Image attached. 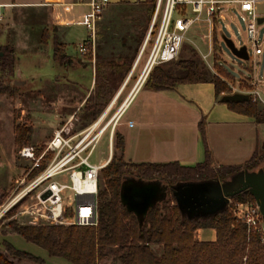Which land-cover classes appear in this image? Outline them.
<instances>
[{
    "label": "trees",
    "instance_id": "trees-1",
    "mask_svg": "<svg viewBox=\"0 0 264 264\" xmlns=\"http://www.w3.org/2000/svg\"><path fill=\"white\" fill-rule=\"evenodd\" d=\"M150 5L148 25L142 31L139 45L144 43L151 25L157 0H146ZM218 19L215 18L213 33L214 68L212 74L207 66L193 55L190 59L173 63L174 67L156 66L149 76L147 85L155 90H164L179 84L212 83L216 98L228 93L227 80H234L223 64L218 50ZM46 31L43 42L48 43ZM223 40V36H221ZM55 57L66 65L72 59L65 53V45L57 37L53 39ZM137 54V53H136ZM174 62V61H173ZM17 54L12 46H0V95L14 96L19 85L6 83L16 73ZM129 63H114L101 79L98 70L96 88L87 99L84 109L96 121L115 97L131 71ZM172 63V62H170ZM230 110L252 118L256 124H264V107L249 102L226 103ZM81 109V110H82ZM204 146V160L195 166L175 163H133L124 159L125 140L117 133L114 155L111 163L102 171L105 189L99 194V223L97 227L32 226L9 221L0 228L2 236H17L48 252L50 257L63 258L73 264H99L105 260L110 249L123 252L122 264H264V240L259 232H248V226L239 221L233 212L238 203L256 199L248 192L232 198L235 204L207 218L191 219L185 215L173 195L172 188L183 183L224 181L245 171L256 172L264 166V148L258 149L243 164L217 166L208 145L205 122L199 124ZM17 147L30 145L34 128L16 124L14 126ZM263 165V166H262ZM258 169V170H257ZM161 181L170 187L167 199L152 208L147 217L140 221L121 201L122 185L128 179ZM11 215L7 214L6 220ZM263 219V217H262ZM264 221V220H263ZM1 225V224H0ZM214 229L216 241H200L199 230ZM162 248L157 254L155 248ZM45 264L44 259L17 249L4 241L0 248V264Z\"/></svg>",
    "mask_w": 264,
    "mask_h": 264
},
{
    "label": "rangeland",
    "instance_id": "rangeland-1",
    "mask_svg": "<svg viewBox=\"0 0 264 264\" xmlns=\"http://www.w3.org/2000/svg\"><path fill=\"white\" fill-rule=\"evenodd\" d=\"M19 1L23 2L24 0ZM165 3L166 0H163L156 24L151 34H149L154 20V11L151 25L144 43L141 45H139V42L141 40L142 31L145 30L149 23L150 5L146 0L110 4L105 9L98 24L95 49L96 58L98 59L97 63L103 61L102 59H105V62L113 60L110 62L120 64L129 63L130 58L134 54H139L141 52L149 57L158 33ZM19 7L20 8L16 9L15 20H13L12 14L10 15L13 9L0 10V45H4L7 41H11L14 43V47H16L17 50L15 77L13 79H7L6 83L12 86L15 82L20 84L14 96L9 94L0 95V139L4 140L5 144H7L8 141L10 142L13 137L14 126L16 124H21L34 128L31 144H35L38 143V141H47L52 130L59 127L63 119H65L64 123L69 120L72 113L77 114L73 119L74 131L83 129L85 124L93 121V118L84 109L80 110V112L79 110L77 111L80 102L87 94L91 84L93 66L91 61L88 60H90L89 56L92 54L85 56L86 60L83 61L84 56L78 53V44L82 41L81 39L87 38L88 31L85 27L76 26L73 28V32L78 33V35H74L70 39V44L67 47L70 54L76 58L77 62L75 65L69 66L59 61L55 57L54 49L52 50L51 46L41 43L40 36L38 35L39 26L31 24L32 26L29 28L24 27L25 21L30 23L41 21V18H38V12L47 11L49 9L40 10L41 8L35 7ZM156 7L157 6H155V10ZM227 8L231 9L226 15L227 21L218 20L216 25L218 37H220L218 39V50L221 53L226 70H228V73L231 76L233 75L235 79L227 80L229 90L228 93L224 95L239 93V90L243 92L246 91L248 87L247 80L250 78L249 74L253 72L251 67L254 66V61L260 63L257 67L258 76H264V52L261 56L257 58L254 57V49L249 41L247 27L242 21L237 7L223 6L222 10ZM257 11L264 16V2L258 4ZM178 17H181V15L177 11L174 18ZM189 17L195 16L189 15ZM204 18V16L201 17L202 20L197 21L191 31H189L188 39L177 59L172 63L164 64V66L167 67L169 64L167 68H172L174 67L173 63H177L184 59H190L194 54H197V57L207 66L210 72L212 74H217L214 68L213 49L215 23L210 26L208 23L204 22ZM221 36H227L232 39L238 47L246 46L250 55V61L246 62L234 56ZM147 39L148 43L146 44ZM263 40L264 24L259 26V43L264 50ZM147 93L148 91L144 89L141 96L138 98V102L141 101L143 96H146ZM211 97L210 93L205 95V107L209 106ZM196 98L198 99L197 95ZM220 103L226 104L222 101H220ZM259 105L264 107V105L260 103ZM193 107L196 108L194 104ZM135 108L136 105L132 107L131 111ZM219 111L220 108L216 107L209 118H204L207 120V127L210 126L214 148L222 149V145L224 144L221 157H224V161L230 160L231 164L247 161L252 154L250 150L254 148L255 140L257 141L258 139L259 142L261 138V131L263 133L262 138L264 139V124L258 125L252 118L240 119V117L236 116H231V119H220ZM114 112L115 111H112L103 122V127L107 125L114 116ZM101 117L102 114L97 120ZM244 121L246 122L243 124ZM106 127L107 126H105V128ZM111 133V128L109 130L107 129L104 138L93 154L91 159L92 163H99L108 158L109 136ZM230 133L233 135L231 136ZM115 141L116 136L114 134L113 156H119L120 152L115 149ZM263 145L264 142L262 141L256 147L259 152L263 150ZM18 150L19 147H16L13 154L9 156L0 154V158L1 156L4 157V159H1V161L4 162L0 163V210H2L1 208L3 206L8 204L11 196L10 193L14 191L31 167L29 162L21 160L18 157ZM217 160V166H229L226 162H221L220 158ZM101 188L105 189V181L102 175ZM233 204H235V202L231 199L229 205L233 206ZM22 210L23 209L16 207L8 212L7 214L11 216L6 220H4V218L7 214L3 216L0 219V228L9 221H16L22 225H28V218L19 215V212ZM196 237L198 238V232ZM4 241L13 244L21 251L44 259L45 264H73L63 258L50 257L47 251L26 242L21 237H4L0 234V248H3ZM155 252L157 254H162V248L156 247ZM122 255V251L110 249L105 260L101 261L99 264H122ZM26 264L35 263L29 261L26 262Z\"/></svg>",
    "mask_w": 264,
    "mask_h": 264
},
{
    "label": "built area",
    "instance_id": "built-area-1",
    "mask_svg": "<svg viewBox=\"0 0 264 264\" xmlns=\"http://www.w3.org/2000/svg\"><path fill=\"white\" fill-rule=\"evenodd\" d=\"M162 2L157 1L149 34L156 24ZM261 2L264 0H166L145 69L150 72L156 66L175 61L188 39L189 31L197 21L202 20L201 17L204 16V22L210 26L215 18L227 21L226 15L231 9L222 10L223 6L237 7L247 27L254 57L261 56L264 50L259 43V19L264 16L257 11ZM110 4V0H91V10L74 23L88 31L87 38L78 44L81 56L95 54L99 20ZM177 11L181 17L174 18ZM259 64L254 61L253 72L247 80L248 87L244 92L239 90V93L248 94L254 103L264 105V76H258ZM102 125L99 119L82 130L74 131V123L70 119L55 129L47 141L20 147L18 157L29 162L31 167L16 187L11 200L1 208L0 219L19 207L23 209L19 215L28 218V225L97 227L101 175L111 163L114 151V134L111 133L108 158L99 163L91 162L107 132L106 125ZM45 195L48 197L43 199ZM233 212L239 221L248 226L249 233L259 232L264 240V221L257 204L238 203Z\"/></svg>",
    "mask_w": 264,
    "mask_h": 264
},
{
    "label": "crops",
    "instance_id": "crops-1",
    "mask_svg": "<svg viewBox=\"0 0 264 264\" xmlns=\"http://www.w3.org/2000/svg\"><path fill=\"white\" fill-rule=\"evenodd\" d=\"M127 1L133 2L136 0H110L111 4ZM90 2L91 0H83L82 3L80 0H24L23 2H20L19 0H0V10L13 9L11 10L10 15L12 14L13 20H15L16 9L20 8L19 6H25L26 8H41L40 10L49 9L47 11L38 12V18H41V21H35L32 23L25 21L24 27L29 28L32 26L31 24L39 26L38 35L40 36L41 43L51 46L52 50L54 49L53 39L57 37V39L65 45V53L72 59L71 65L73 66L77 61L76 58L70 54L67 46L70 44V39L74 35H78V33L73 32V28L76 27L74 23L91 10L89 5ZM45 31L47 32L46 36L48 43L43 42ZM85 39L86 38L81 40L84 41ZM0 46H12L17 52L14 43L11 41H7V43ZM89 57L90 60L88 61H91L93 66L92 80L87 94L77 108V111L79 110V112L96 88L98 70L100 71L99 76L101 75L102 79L106 76L108 68L116 63L110 62L113 60L105 62V59H102L104 62L101 61L100 63H97L98 59L96 58V54H92ZM85 60L86 58L84 56L83 61ZM147 60L148 56L142 52L134 54L130 58V61L133 62L131 71L100 118L101 122H104L110 113L115 111L114 116L107 123L106 129L109 130L111 128L113 134L116 135L119 133L124 137V159L133 163L177 162L183 166H195L204 160V146L199 129V124L204 121L206 125L208 145L212 152L215 164L217 165V159L220 158L221 162H226V164L230 165V160L224 161V157H221L224 144L222 143V149L214 148L210 126L207 127V120L204 118H209L210 114L216 107L220 108V119H231V116L240 117V119H250V117L236 113L230 110L226 104L220 103L221 99L218 100L216 98L215 87L212 83L179 84L175 87L164 90L153 89L150 85H147V81L152 71L148 72V70L145 69ZM144 89L147 90L148 93L138 102V98L141 96ZM209 93L212 97L210 98L209 106L205 107L204 98L205 95ZM196 95L198 96V99L196 98ZM193 104L196 108L193 107ZM134 105H136V108L131 111ZM76 115V113H72L70 119L73 120ZM64 121L65 119L61 121L62 124ZM93 122L94 121H91L90 123L85 124L83 129ZM245 122L246 121H244L243 124ZM55 129L49 134V138H51ZM230 134L231 136L233 135L232 133ZM262 134L261 131L259 142L258 139L257 141L254 139V148L250 150L252 154L247 160H249L257 150L256 147L258 144L262 141L264 142ZM16 147L14 132L11 141H8L7 144H5L4 140L0 139L1 155L4 154L9 156L10 154H13ZM1 159H4V157L1 156L0 161ZM3 162L4 161H1L0 163ZM245 162H235L236 164H233L239 165ZM15 189L10 193L11 196L9 201L11 200ZM216 238L217 233L214 229L198 231V239L200 241L214 242L216 241Z\"/></svg>",
    "mask_w": 264,
    "mask_h": 264
},
{
    "label": "water",
    "instance_id": "water-1",
    "mask_svg": "<svg viewBox=\"0 0 264 264\" xmlns=\"http://www.w3.org/2000/svg\"><path fill=\"white\" fill-rule=\"evenodd\" d=\"M259 24H264V17L259 19ZM223 40L234 56L246 62L250 60L246 46L238 47L227 36H223ZM221 101L249 102L250 96L242 93L228 94L222 96ZM169 191L170 187L161 181L149 182L128 178L122 185L121 201L130 212L143 221L152 208L167 199ZM172 191L181 211L191 219L218 214L227 208L234 196L248 192L256 199L264 220V166L256 172L245 171L224 181L179 184L174 186ZM47 197L48 195H45L43 199Z\"/></svg>",
    "mask_w": 264,
    "mask_h": 264
}]
</instances>
